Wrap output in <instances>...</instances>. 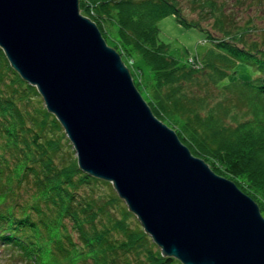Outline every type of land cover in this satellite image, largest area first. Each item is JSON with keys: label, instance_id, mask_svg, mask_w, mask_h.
I'll return each instance as SVG.
<instances>
[{"label": "trees", "instance_id": "obj_1", "mask_svg": "<svg viewBox=\"0 0 264 264\" xmlns=\"http://www.w3.org/2000/svg\"><path fill=\"white\" fill-rule=\"evenodd\" d=\"M188 2L213 30L189 19L181 0H78L152 112L262 213L264 32L229 22L217 0ZM167 14L212 41L201 68L167 52L157 24ZM1 253L18 264H182L160 254L110 181L78 166L62 125L0 47Z\"/></svg>", "mask_w": 264, "mask_h": 264}, {"label": "water", "instance_id": "obj_2", "mask_svg": "<svg viewBox=\"0 0 264 264\" xmlns=\"http://www.w3.org/2000/svg\"><path fill=\"white\" fill-rule=\"evenodd\" d=\"M0 47L62 125L78 166L110 181L182 264H264V215L158 118L78 0H0Z\"/></svg>", "mask_w": 264, "mask_h": 264}, {"label": "rangeland", "instance_id": "obj_3", "mask_svg": "<svg viewBox=\"0 0 264 264\" xmlns=\"http://www.w3.org/2000/svg\"><path fill=\"white\" fill-rule=\"evenodd\" d=\"M217 1L223 6L229 22L234 21L238 25L248 23L252 26L254 32H264V0ZM181 7L183 13L189 19H201L203 26L213 30L211 26L212 17L209 16L207 11H200L196 7L192 8L188 0H181ZM157 24L159 39L167 44V52L179 59H185L188 55L195 53L201 57L207 47L213 45L212 41L205 38L206 33L203 29L198 26L184 25L177 21L173 14L160 17ZM127 63L129 62L127 61ZM170 126L175 128V126ZM262 214L264 215V210ZM0 262L2 264L19 263V261L10 259L5 253L0 254Z\"/></svg>", "mask_w": 264, "mask_h": 264}, {"label": "built area", "instance_id": "obj_4", "mask_svg": "<svg viewBox=\"0 0 264 264\" xmlns=\"http://www.w3.org/2000/svg\"><path fill=\"white\" fill-rule=\"evenodd\" d=\"M185 59L194 68H201L203 66L201 59L196 53L188 55Z\"/></svg>", "mask_w": 264, "mask_h": 264}]
</instances>
